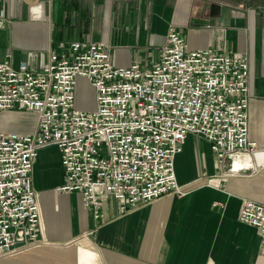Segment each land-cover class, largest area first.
Wrapping results in <instances>:
<instances>
[{"label": "crops", "instance_id": "obj_1", "mask_svg": "<svg viewBox=\"0 0 264 264\" xmlns=\"http://www.w3.org/2000/svg\"><path fill=\"white\" fill-rule=\"evenodd\" d=\"M0 18L6 20L0 34L21 38L13 42L17 48H0V60L25 61L32 70L46 64L57 43L75 39L109 45L115 66L153 60L169 26L178 28L188 48L245 52L248 138L257 144L251 154L217 164L208 141L189 134L174 158L183 195L164 194L131 211L108 195L98 219L83 206L81 193L57 191L63 180L60 152L43 147L31 180L39 230L49 243L0 258V264H264L256 227L237 218L242 200L264 203V0H0ZM35 119L30 111H3L0 131L30 132ZM215 173L223 175L218 188L206 184Z\"/></svg>", "mask_w": 264, "mask_h": 264}, {"label": "built area", "instance_id": "obj_2", "mask_svg": "<svg viewBox=\"0 0 264 264\" xmlns=\"http://www.w3.org/2000/svg\"><path fill=\"white\" fill-rule=\"evenodd\" d=\"M168 28L156 59L128 66L112 63L106 43L77 39L57 43L40 70L0 60V113L36 116L30 132L0 131V258L49 243L31 180L43 147L60 152L57 191L81 193L95 219L108 195L124 211L183 195L174 158L189 134L208 141L217 164L257 149L248 138L250 56L188 48L178 28ZM79 77L94 90L92 109L74 106ZM222 176L206 184L218 188ZM240 204L237 218L256 227L264 256V203Z\"/></svg>", "mask_w": 264, "mask_h": 264}, {"label": "rangeland", "instance_id": "obj_3", "mask_svg": "<svg viewBox=\"0 0 264 264\" xmlns=\"http://www.w3.org/2000/svg\"><path fill=\"white\" fill-rule=\"evenodd\" d=\"M11 37H14L11 34ZM10 35L5 31H2L0 34V48L7 50L12 46V48H17L14 43H17L21 40L20 37H15L13 40H9ZM18 40V41H17ZM11 41L13 44H11ZM74 106L79 109H92L95 106V98H94V90L93 88L87 83V81L79 77L77 80V85L75 89V100ZM33 116H17V120L25 123L33 122Z\"/></svg>", "mask_w": 264, "mask_h": 264}, {"label": "water", "instance_id": "obj_4", "mask_svg": "<svg viewBox=\"0 0 264 264\" xmlns=\"http://www.w3.org/2000/svg\"><path fill=\"white\" fill-rule=\"evenodd\" d=\"M22 1L24 3H26V4H28V5H36L39 2V0H22ZM222 9H223V11L227 10V8L224 7V6H222ZM192 20L194 22H196V23H201V24H204V23L212 24L213 23V20L205 19V18H203V19H201V18H192Z\"/></svg>", "mask_w": 264, "mask_h": 264}, {"label": "bare ground", "instance_id": "obj_5", "mask_svg": "<svg viewBox=\"0 0 264 264\" xmlns=\"http://www.w3.org/2000/svg\"><path fill=\"white\" fill-rule=\"evenodd\" d=\"M9 115H11V114H9ZM12 116H15V115H12ZM6 117V116H5ZM9 117V116H8ZM16 117V116H15ZM8 119H10V118H8ZM12 119V118H11ZM1 122H3V121H1ZM8 122H10V121H8Z\"/></svg>", "mask_w": 264, "mask_h": 264}]
</instances>
